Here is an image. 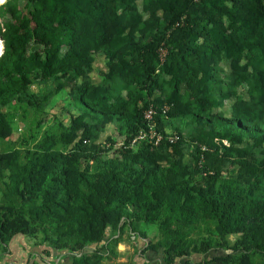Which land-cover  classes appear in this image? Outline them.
I'll return each mask as SVG.
<instances>
[{"label":"trees","instance_id":"16d2710c","mask_svg":"<svg viewBox=\"0 0 264 264\" xmlns=\"http://www.w3.org/2000/svg\"><path fill=\"white\" fill-rule=\"evenodd\" d=\"M3 1L1 247L264 264V0Z\"/></svg>","mask_w":264,"mask_h":264},{"label":"crops","instance_id":"0c3cea01","mask_svg":"<svg viewBox=\"0 0 264 264\" xmlns=\"http://www.w3.org/2000/svg\"><path fill=\"white\" fill-rule=\"evenodd\" d=\"M47 248L45 244L36 245L25 236L18 235L8 244L7 249L0 245V264H55L62 255L57 257L56 252L48 254L45 251Z\"/></svg>","mask_w":264,"mask_h":264},{"label":"rangeland","instance_id":"374dc122","mask_svg":"<svg viewBox=\"0 0 264 264\" xmlns=\"http://www.w3.org/2000/svg\"><path fill=\"white\" fill-rule=\"evenodd\" d=\"M3 3H4V1L1 4H3ZM138 10L133 9V8H129L128 14L132 15V14L136 13ZM0 41L3 45V51L1 53V55H2L4 52V43H3V40L1 38H0ZM61 106H62V104L60 103L56 107L55 110H60ZM146 228H149V227H146ZM124 239L125 240H123L122 242H120L118 244L117 249H116V252L118 254V258H116L115 260H108L106 262L107 264H130L132 260H135V258H137L136 255L140 256V252H142V250H144L146 247L144 240L141 239L140 237L136 238L135 233L131 237V233H129L128 229L124 230ZM147 253H150V251H147ZM195 259H199V257L195 256Z\"/></svg>","mask_w":264,"mask_h":264},{"label":"bare ground","instance_id":"6f19581e","mask_svg":"<svg viewBox=\"0 0 264 264\" xmlns=\"http://www.w3.org/2000/svg\"><path fill=\"white\" fill-rule=\"evenodd\" d=\"M2 51H3V45H2V43L0 41V55H1Z\"/></svg>","mask_w":264,"mask_h":264},{"label":"built area","instance_id":"2783aa9c","mask_svg":"<svg viewBox=\"0 0 264 264\" xmlns=\"http://www.w3.org/2000/svg\"><path fill=\"white\" fill-rule=\"evenodd\" d=\"M151 113H152L151 110L150 111H147L146 116L151 117Z\"/></svg>","mask_w":264,"mask_h":264},{"label":"clouds","instance_id":"9594fccd","mask_svg":"<svg viewBox=\"0 0 264 264\" xmlns=\"http://www.w3.org/2000/svg\"><path fill=\"white\" fill-rule=\"evenodd\" d=\"M3 2V0H0V3H2Z\"/></svg>","mask_w":264,"mask_h":264}]
</instances>
